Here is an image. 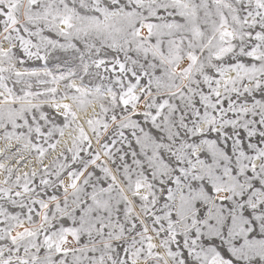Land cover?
Returning <instances> with one entry per match:
<instances>
[{"label": "snow or ice", "instance_id": "obj_1", "mask_svg": "<svg viewBox=\"0 0 264 264\" xmlns=\"http://www.w3.org/2000/svg\"><path fill=\"white\" fill-rule=\"evenodd\" d=\"M0 264H264V0H0Z\"/></svg>", "mask_w": 264, "mask_h": 264}]
</instances>
